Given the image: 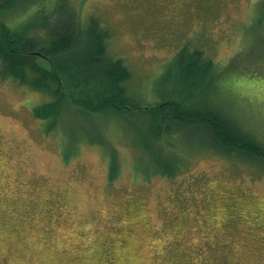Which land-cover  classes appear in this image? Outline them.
I'll return each instance as SVG.
<instances>
[{"label": "rangeland", "instance_id": "rangeland-1", "mask_svg": "<svg viewBox=\"0 0 264 264\" xmlns=\"http://www.w3.org/2000/svg\"><path fill=\"white\" fill-rule=\"evenodd\" d=\"M68 1L109 26L108 53L140 102L205 104L264 144V0ZM54 2L24 0L0 19L18 27ZM183 45L212 61L194 86ZM58 71L66 95L107 92ZM50 98L0 72V264H264L260 155L206 145L199 126L153 137L142 119L73 104L47 128L32 108Z\"/></svg>", "mask_w": 264, "mask_h": 264}, {"label": "trees", "instance_id": "trees-1", "mask_svg": "<svg viewBox=\"0 0 264 264\" xmlns=\"http://www.w3.org/2000/svg\"><path fill=\"white\" fill-rule=\"evenodd\" d=\"M23 1L0 0V10ZM41 9L18 27L0 19V72L51 96L32 108L34 115L47 120V128L54 125L48 121L53 113L60 120L73 104L81 111L116 113L126 122L142 119L149 124L153 137L165 128L199 126L205 136L211 133L213 137L205 139L206 145L222 151L236 149L246 156L258 154L264 160V144L244 134L232 118L215 108L205 104L183 108L171 101L147 104L133 96L125 84L131 77L130 68L121 57L109 55L106 41L111 31L101 18L93 15L84 23L77 7L68 0H55L51 8ZM185 46L176 54L181 75L194 86L203 77V68L212 61L205 59L201 66L202 51L193 49L186 56ZM39 58L47 65L37 62ZM58 70L74 72L83 88L102 83L107 92L101 97L84 92L66 95L64 91L68 89L62 86Z\"/></svg>", "mask_w": 264, "mask_h": 264}]
</instances>
